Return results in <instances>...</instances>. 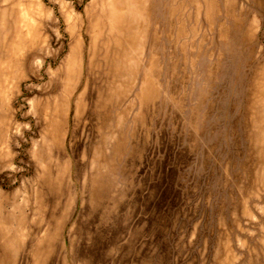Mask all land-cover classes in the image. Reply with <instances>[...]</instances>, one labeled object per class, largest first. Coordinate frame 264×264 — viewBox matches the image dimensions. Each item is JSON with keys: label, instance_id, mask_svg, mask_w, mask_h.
<instances>
[{"label": "rangeland", "instance_id": "1", "mask_svg": "<svg viewBox=\"0 0 264 264\" xmlns=\"http://www.w3.org/2000/svg\"><path fill=\"white\" fill-rule=\"evenodd\" d=\"M0 264H264V0H0Z\"/></svg>", "mask_w": 264, "mask_h": 264}]
</instances>
